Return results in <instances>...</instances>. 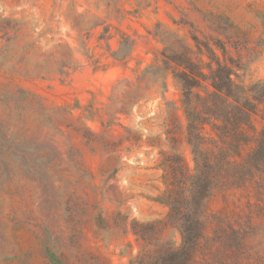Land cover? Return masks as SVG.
Instances as JSON below:
<instances>
[{"label": "rangeland", "instance_id": "obj_1", "mask_svg": "<svg viewBox=\"0 0 264 264\" xmlns=\"http://www.w3.org/2000/svg\"><path fill=\"white\" fill-rule=\"evenodd\" d=\"M206 46L264 81V0H0V264H130L166 157L194 166L166 60ZM206 206L198 264H264V177Z\"/></svg>", "mask_w": 264, "mask_h": 264}, {"label": "trees", "instance_id": "obj_2", "mask_svg": "<svg viewBox=\"0 0 264 264\" xmlns=\"http://www.w3.org/2000/svg\"><path fill=\"white\" fill-rule=\"evenodd\" d=\"M205 48L200 47L197 61L190 48L166 60L168 66L175 64L173 74L182 87L186 140L194 166L191 169L177 149L166 157L165 190L156 199L169 209L166 223L134 228L140 250L130 264H198L208 227L207 201L221 189L264 177V128L253 135L254 118L264 109V81L242 85L241 67L228 57L226 48L220 47L223 59L212 47ZM170 140L177 146V138L172 135ZM251 143L254 147L245 154ZM168 227L180 234V246L163 239Z\"/></svg>", "mask_w": 264, "mask_h": 264}]
</instances>
